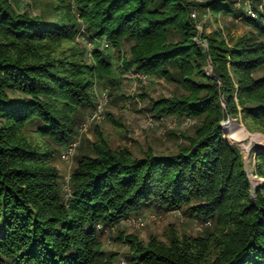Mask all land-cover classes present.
Wrapping results in <instances>:
<instances>
[{
  "label": "trees",
  "instance_id": "trees-1",
  "mask_svg": "<svg viewBox=\"0 0 264 264\" xmlns=\"http://www.w3.org/2000/svg\"><path fill=\"white\" fill-rule=\"evenodd\" d=\"M76 3L75 12L56 0L32 14L0 0V264H112L105 229L150 207L180 209L213 228L195 237L173 231L166 241L119 234L133 264H264V183L253 196L241 150L222 128L239 117L264 135V0H249L253 16L239 0ZM198 9L241 17L250 30L226 38L203 30L206 45L198 44ZM124 41L132 42L127 57ZM108 44L124 69L183 89L151 99L154 116L198 122L176 150L141 156L98 131L93 154L77 158L68 194L54 161L95 108L97 85L114 83ZM254 173L264 178L263 150Z\"/></svg>",
  "mask_w": 264,
  "mask_h": 264
},
{
  "label": "rangeland",
  "instance_id": "rangeland-1",
  "mask_svg": "<svg viewBox=\"0 0 264 264\" xmlns=\"http://www.w3.org/2000/svg\"><path fill=\"white\" fill-rule=\"evenodd\" d=\"M17 11H28L32 14H40L45 5L55 3L56 0H42V7L36 4L35 0H11ZM205 1V0H197ZM73 11H76V0H68ZM244 5V10L251 9L249 0H239L237 7ZM262 7V8H261ZM260 8L264 11V6ZM44 17L52 20V11H44ZM197 18L196 27L198 36L195 38L198 44L206 45L205 41L200 40V35L204 31L207 33L212 30H220L223 36H239L250 30V26L241 18L232 15L220 14L218 17L209 11L201 9L195 10ZM83 29V27H81ZM82 36V35H81ZM77 39L82 45L89 48L91 45L86 36H78ZM105 43V41H102ZM131 41H124L121 45V54L127 57ZM106 53L110 56L114 66V83L97 85L96 91L109 88L108 101L104 106L103 116L92 122H86L84 118L78 135L77 146L69 159L61 156L62 149L54 161L60 173L61 188L66 191L70 174L76 164L77 158L85 153L93 154L92 143L97 140V132L101 131L108 138L113 148L128 147L136 156H141L144 151L152 150L155 153H169L177 149L178 144L183 141V134L193 135L197 120L192 117H179L177 115H167L156 117L150 110L151 99L170 97L172 94L179 93L183 89L176 83L166 80L164 77L155 74H146L126 70L121 66L118 52L111 44L103 46ZM89 60V59H88ZM210 63L206 67L207 73L211 70ZM97 101V100H96ZM224 103V102H223ZM242 128L248 138H254V142L244 139H236L228 133L227 124L233 121ZM222 123L226 128L224 137L230 144H236L242 153L244 167L249 168L247 174L252 186L264 183V178L257 177L254 173V157L259 150L264 151V135L260 132L247 130L239 117L228 116ZM250 136V137H249ZM259 137V138H258ZM261 141V142H260ZM62 150V151H61ZM154 212L157 217L138 226L128 218L122 219L114 226L105 229L102 237V249L107 257L112 256V264H133L129 257L133 256L129 244L123 239H119V234L134 236L138 240L148 242L151 238L166 241L175 231L179 235L198 236L206 234L212 225L209 222L186 215L183 210H166L156 208H145L141 215ZM132 217L136 215H131Z\"/></svg>",
  "mask_w": 264,
  "mask_h": 264
},
{
  "label": "built area",
  "instance_id": "built-area-1",
  "mask_svg": "<svg viewBox=\"0 0 264 264\" xmlns=\"http://www.w3.org/2000/svg\"><path fill=\"white\" fill-rule=\"evenodd\" d=\"M238 4V3H237ZM247 14L250 15H254V12L252 11V9H248ZM193 16H195V12L192 13ZM81 31H83V29H81ZM90 42V41H89ZM90 47L88 48V52H89V56H91V51H92V43H90ZM105 45H107V43L105 42ZM108 92H109V88H104L99 92H96L97 98H96V106L95 108L87 115L86 118V122H92L94 120H98L103 116V111H104V106L106 105L107 101H108ZM78 141L77 140H73L71 141L68 145H66V147H64L61 156L64 159H69L71 157V155L73 154L74 150L76 149ZM66 191L69 194L70 188L68 186H66ZM157 217V214L154 212L148 213L145 216H129L128 220L132 221L133 223H135L138 226H144L145 223L151 219H154ZM98 227H100V225H98Z\"/></svg>",
  "mask_w": 264,
  "mask_h": 264
},
{
  "label": "bare ground",
  "instance_id": "bare-ground-1",
  "mask_svg": "<svg viewBox=\"0 0 264 264\" xmlns=\"http://www.w3.org/2000/svg\"><path fill=\"white\" fill-rule=\"evenodd\" d=\"M227 130H228V133L233 136L234 138L236 139H244V140H247L249 142H254V138L255 137H252V138H248V134L246 135L243 131H242V128L237 125L234 120L233 121H229L228 124H227ZM250 137V136H249ZM261 142V141H260ZM264 143V142H263Z\"/></svg>",
  "mask_w": 264,
  "mask_h": 264
},
{
  "label": "water",
  "instance_id": "water-1",
  "mask_svg": "<svg viewBox=\"0 0 264 264\" xmlns=\"http://www.w3.org/2000/svg\"><path fill=\"white\" fill-rule=\"evenodd\" d=\"M210 66H211V68H212V64H211V63H210ZM211 70H212V69H211ZM208 74L211 75L212 72L210 71ZM222 128H223V131H224V134H225V133H226V128H225V126H224V123H222ZM259 151H261V150H259ZM245 171L248 173V172H249V168H246V167H245ZM255 193H256V187L252 186L251 194H252L253 196H255Z\"/></svg>",
  "mask_w": 264,
  "mask_h": 264
}]
</instances>
